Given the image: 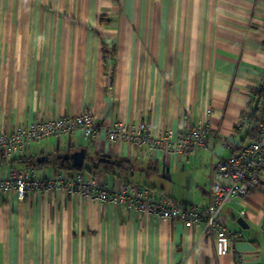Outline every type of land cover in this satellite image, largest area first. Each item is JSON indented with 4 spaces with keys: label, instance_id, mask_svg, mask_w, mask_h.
Wrapping results in <instances>:
<instances>
[{
    "label": "crops",
    "instance_id": "crops-1",
    "mask_svg": "<svg viewBox=\"0 0 264 264\" xmlns=\"http://www.w3.org/2000/svg\"><path fill=\"white\" fill-rule=\"evenodd\" d=\"M262 83L264 0H0V132L87 111L104 125L144 121L153 134L209 124L208 147L194 156L76 131L0 155V176L37 162L44 176L82 172L205 208L216 161L253 139ZM81 149L82 170L58 162ZM263 204L264 171L255 191L223 208L234 238L218 256L202 226L62 191L0 193V264H264Z\"/></svg>",
    "mask_w": 264,
    "mask_h": 264
},
{
    "label": "built area",
    "instance_id": "built-area-1",
    "mask_svg": "<svg viewBox=\"0 0 264 264\" xmlns=\"http://www.w3.org/2000/svg\"><path fill=\"white\" fill-rule=\"evenodd\" d=\"M264 83L257 87L262 90ZM101 130L111 142L125 141L133 148L148 146L151 151H165L171 155L194 156L208 147L209 124L193 123L186 129L152 133L144 121L129 124L117 120L109 125L96 123L92 113L37 121L19 126L11 132H0V155L17 156L35 142L56 135H71L80 131L85 137L97 135ZM264 171V97L259 105L255 136L228 157H220L214 166L212 201L205 208L179 204L171 196L157 194L147 187L124 184L111 187L100 184L95 177L82 172L66 174L58 171L52 176L41 175L36 167L13 169L0 176V193L15 192L24 199L30 192L62 191L78 195L86 200L123 206L128 211L152 215L164 222L181 220L185 227L202 226L203 235H213L218 256L230 251L234 236L227 230L222 219L223 208L235 199L249 195L261 182ZM264 208V204H263Z\"/></svg>",
    "mask_w": 264,
    "mask_h": 264
},
{
    "label": "trees",
    "instance_id": "trees-1",
    "mask_svg": "<svg viewBox=\"0 0 264 264\" xmlns=\"http://www.w3.org/2000/svg\"><path fill=\"white\" fill-rule=\"evenodd\" d=\"M106 19L103 18V15L100 18V22L105 25V21ZM264 97V88L262 90L256 89L254 92V101L257 102L256 106L251 109V113H250V118L251 121L250 123V134L252 135V138H254L255 136V132H256V126H257V121H258V110H259V105L262 101V98ZM114 161L116 162L115 164L117 166H119L121 169H127L130 166V162L126 161V160H117L114 158ZM59 163H62V166H65V164H68V160H60L58 161ZM39 166V164L37 162H35L32 166L29 167H37ZM68 168L70 169H78V170H82V167H75V166H69Z\"/></svg>",
    "mask_w": 264,
    "mask_h": 264
},
{
    "label": "water",
    "instance_id": "water-1",
    "mask_svg": "<svg viewBox=\"0 0 264 264\" xmlns=\"http://www.w3.org/2000/svg\"><path fill=\"white\" fill-rule=\"evenodd\" d=\"M86 156L85 149H81L74 152H66V153H59L57 154L58 159H64V160H71L73 162V165L75 167H82L84 165ZM48 159V156H42L38 159V161H46ZM239 223L244 224V219L240 218L238 220Z\"/></svg>",
    "mask_w": 264,
    "mask_h": 264
},
{
    "label": "rangeland",
    "instance_id": "rangeland-1",
    "mask_svg": "<svg viewBox=\"0 0 264 264\" xmlns=\"http://www.w3.org/2000/svg\"><path fill=\"white\" fill-rule=\"evenodd\" d=\"M145 183L148 185V184H150L148 181H145Z\"/></svg>",
    "mask_w": 264,
    "mask_h": 264
}]
</instances>
